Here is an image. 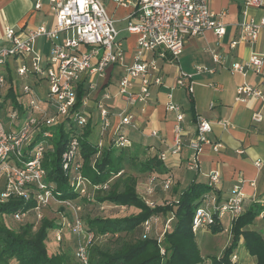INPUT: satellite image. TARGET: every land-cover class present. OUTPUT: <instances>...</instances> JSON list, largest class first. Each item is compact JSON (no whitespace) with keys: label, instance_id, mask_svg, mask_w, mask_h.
Instances as JSON below:
<instances>
[{"label":"built area","instance_id":"1","mask_svg":"<svg viewBox=\"0 0 264 264\" xmlns=\"http://www.w3.org/2000/svg\"><path fill=\"white\" fill-rule=\"evenodd\" d=\"M112 1L118 6L126 4L125 0ZM243 5L245 10L259 8L263 6V1L243 0ZM39 7L37 3L35 8ZM51 11L54 25L50 29L40 25L28 29L22 36L15 29L6 28L2 35L0 203L11 198L34 202V207L29 211L11 215L10 218L17 224L25 223L31 217L39 222L49 204L58 203L70 212L71 217L54 231L53 240L58 244L62 242V230L65 227L69 234L76 238L75 259L79 264H88V248L98 238L93 232L85 229L79 215L81 208L71 201L57 200L53 188L45 183L46 172L42 163L53 137L50 129L65 119L76 128L82 129L91 117L86 110L90 94L101 91L97 81L105 78L109 68L120 66L122 74L114 97L119 99L123 108L118 112L119 127L109 142L113 141L118 149L131 147L130 139L121 133L120 129H135L131 121L133 114L130 111L136 108L142 110L151 99V88L163 86L161 70L157 63L162 61L174 64L188 39L206 31L214 32L220 39L225 33L226 12L210 11L207 0H139L136 9L125 19L124 31L136 37L128 65L120 31L116 29L114 19L107 13L104 0H52ZM236 26L239 43L254 44L264 32V17L255 19L244 11ZM39 40L49 45L47 55L43 56L37 49ZM236 44L237 42H232L231 45ZM214 61L217 59L214 58ZM202 71L203 69L198 67L194 75ZM230 73L242 77L252 73L264 78V53H252L247 60L233 63ZM194 75L179 72L173 89H185L191 94L194 83L190 79ZM186 80L189 82L186 83ZM82 86L87 89L88 96L83 99L80 110L75 111L77 90ZM212 88L220 89L217 85ZM235 89L236 102L245 103L249 99H255L264 107V92L261 89L247 83H242ZM9 91H12L14 101L7 97ZM111 97L109 93L103 92L95 102L98 112V148L105 145L102 139L110 127L111 113L106 101ZM166 110L175 114L176 123L171 145L157 154V159L164 163L169 157H175L185 142L182 128L184 115L180 107L173 102L171 94L168 95ZM262 119L260 112L253 113V123L258 124ZM216 125L224 130L231 127L228 121H218ZM195 129V135L188 141L187 146L191 154L185 162L186 170L191 172L197 171V160L202 145L210 146L213 153L222 150L221 144L212 143L208 139L212 130L210 122L196 117ZM150 136L164 145L157 131H151ZM78 151V140L72 138L62 154V169L75 172L70 179L71 187L80 197L90 199L92 192L106 189L107 185L92 186L79 174L81 163L76 159ZM147 176L142 201L147 206L154 207L146 197L154 194L158 184L163 192H168L172 186V176L168 173L162 176ZM219 181L217 172L209 173L206 184L210 191L201 198L192 220L191 230L194 234L221 223L225 217H228L231 223L244 212L241 187L233 186L229 197L222 201L216 194ZM257 218L264 221V210L259 212ZM159 221L160 217L154 216L143 223V239L153 232V227ZM170 221L171 217L164 223L163 232L169 229ZM160 240L161 235L158 242ZM160 253L164 255L163 249ZM230 260L237 263L238 259L232 254Z\"/></svg>","mask_w":264,"mask_h":264},{"label":"crops","instance_id":"2","mask_svg":"<svg viewBox=\"0 0 264 264\" xmlns=\"http://www.w3.org/2000/svg\"><path fill=\"white\" fill-rule=\"evenodd\" d=\"M51 1L0 0V47L3 45L2 35L6 28H13L22 36L28 29L40 25L52 28L54 16L51 11ZM262 1L263 6L245 10L243 0H207L210 11L226 12L224 35L218 39L214 32L206 31L197 37L188 39L174 64L159 61L157 64L161 70L163 86L151 88V99L142 110L136 108L130 111L133 114L131 121L135 129L130 127L120 129L121 133L130 139L131 145L149 147L147 154L157 155L173 141L176 116L173 112L166 110L168 95H172L173 102L180 107L184 115L182 128L185 134V142L181 151L175 157H169L165 161L167 173L172 176L170 193L165 194L166 192L159 187L160 195H171L172 202L176 201L192 182L205 184L209 173L217 172L220 181L216 194L219 200L227 199L233 186L239 185L244 195V211L253 205H257L259 212L264 210V107L255 99H249L245 103L235 101V88L242 83L257 87L264 92V78L252 73L247 74L246 77L230 73L233 63L247 60L252 53H264V32L254 44L239 43L236 26L244 11L255 19L264 17V0ZM125 2V6H118L112 0H104V6L107 13L114 19L116 29L120 31V38L123 40L126 51V64L129 65L136 37L124 31L125 19L136 9L139 0H125ZM37 3L40 5L38 9L35 8ZM61 38L62 36L59 37ZM232 42H237V44L232 46ZM42 43L45 42L41 40L37 42V49L41 53V48L47 51L46 43ZM214 58L217 61H214ZM198 67L203 71L194 75ZM179 72L194 75L190 79L194 83L191 94H188L185 89H173ZM121 74L122 67L109 68L105 78L97 81L101 91L90 94L86 108L91 117L98 121V112L95 109L96 100L103 92L112 96L106 101L111 116L110 127L102 139L104 144H108L114 137L120 123L118 112L123 105L114 96ZM188 82L189 80H186V83ZM214 85L219 86L220 89L214 90L212 88ZM255 112H260L263 116L258 124L252 122V115ZM196 117L203 118L212 124L208 139L212 143L221 144L222 150L219 153H213L210 146L202 145V151L197 160V171L191 172L186 170L185 162L191 154L187 146L188 141L195 135ZM218 121H228L231 127L224 130L216 125ZM97 129L93 137L98 136ZM151 131H157L164 145L150 136ZM136 177L137 188L142 190L145 186L143 183L145 175ZM140 177L143 180H140ZM230 225V219L225 217L222 221L223 230L221 232L210 233L211 235H208L210 230L201 232L199 245L198 243L197 245L201 256L207 258L203 264H210L211 243L220 234L226 235L223 249L229 244ZM248 228L260 233L264 239V221L257 218ZM234 255L238 259L237 264H255V259L249 256L242 247H239Z\"/></svg>","mask_w":264,"mask_h":264},{"label":"trees","instance_id":"3","mask_svg":"<svg viewBox=\"0 0 264 264\" xmlns=\"http://www.w3.org/2000/svg\"><path fill=\"white\" fill-rule=\"evenodd\" d=\"M87 96L85 87L77 90L75 111L80 110ZM7 97L14 101L12 91H9ZM97 128L98 121L93 117L88 119L82 129L76 128L67 119L62 120L58 126L50 129L53 137L42 163L46 172L45 183L53 188L57 200L71 201L80 208L82 204L96 203L99 206L131 208L136 211L128 217L97 216L83 222L85 229L93 232L96 238L115 242L111 249H103L96 242L92 244L88 248V264H203L207 258L200 254L196 242L198 233L192 232L191 225L201 198L210 191L207 184L192 182L176 201L163 206H147L135 191L136 176L165 175L168 172L165 163L160 162L157 155L148 156L149 147L138 144L118 149L111 141L98 148L99 134L93 137ZM72 138H77L79 144V156L76 157L81 163L79 174L92 186L107 185L106 189L92 192V199L80 197L70 185L75 172L62 169V154ZM33 207V201L17 198L0 203V264H79L74 252L72 255L67 251L53 254L46 251L47 242L53 239L54 231L59 228L54 221L45 217L39 222L28 219L18 224L17 229L4 223V217L11 219V215L25 213ZM169 214V229L142 238L143 223L150 217L158 216L164 224ZM258 214L257 205H253L231 221L229 244L218 257H209L210 264H237L232 263L230 257L239 247L255 259V264H264V239L260 233L248 228L253 225ZM208 230L213 234L221 232L222 222ZM160 235L161 240L158 242ZM72 237L75 249L76 238ZM56 245L61 246L58 243ZM161 249L164 255H161Z\"/></svg>","mask_w":264,"mask_h":264},{"label":"rangeland","instance_id":"4","mask_svg":"<svg viewBox=\"0 0 264 264\" xmlns=\"http://www.w3.org/2000/svg\"><path fill=\"white\" fill-rule=\"evenodd\" d=\"M42 41V40H41ZM45 44V43H42ZM45 49L41 48L42 51V55H47L48 53V45L46 44ZM45 51V52H44ZM148 156L150 154H147ZM153 155V154H151ZM141 178V177H140ZM144 178V177H143ZM140 180H143L142 178ZM143 182V181H142ZM145 185L147 183V178L145 175V180L143 182ZM145 187V186H144ZM160 185L158 184L156 186L155 192L153 195L149 196L148 198L146 197V200L150 201L153 203L154 206H163L166 205L170 202H172L171 199V195L170 196H161L160 195ZM171 190V189H170ZM170 190L168 192H166L165 194L170 193ZM138 194V196L141 198H143L144 196V188L138 189L136 186V190H135ZM93 198V193H91V198ZM105 206V205H104ZM99 206L96 203H86V204H82L81 205V211L79 212V215L82 219L83 222H85L88 218H92V217H110V218H123V217H128L132 214H135L136 211L134 209L131 208H119V207H107V206ZM104 207V210H101V208ZM170 214L166 216V218H170ZM43 217L54 221L56 223V225L59 226V228L62 226V224L71 217V214L68 210H66L65 208H63L62 206H60L58 203L56 202H51L49 204V206L44 210L43 213ZM32 220V217L30 218ZM4 223L10 228L13 229H17L19 227L18 224L14 223L13 221H11V219H9L8 217H4L3 218ZM163 220L160 218L159 223L153 227V232L151 233L153 236L156 235L157 233L160 232V230L163 229ZM202 232V231H201ZM201 232H199L196 235V242L199 245V241H200V235ZM210 232H208V235H211ZM150 234V235H151ZM214 238V236H213ZM226 241V235L225 234H220L218 236V238H215V240H213V242L211 243V248H210V252H209V256L210 257H216L218 255H221V252L223 250V246L224 243ZM74 238L72 236H70L69 232L67 231V229L64 227L62 230V242L60 243L61 246L59 247L58 245H56V242L51 238L50 240L47 242V250L49 254H53L56 253L58 251H67L68 253L73 255L74 252ZM96 244L101 247V248H113L115 246V242L114 241H106L105 239H98L96 240ZM203 252V250H202ZM205 254V253H204Z\"/></svg>","mask_w":264,"mask_h":264}]
</instances>
